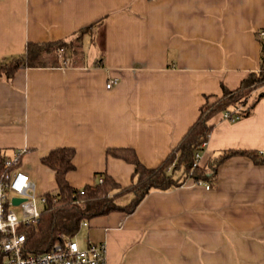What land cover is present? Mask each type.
Segmentation results:
<instances>
[{
    "label": "crops",
    "instance_id": "crops-1",
    "mask_svg": "<svg viewBox=\"0 0 264 264\" xmlns=\"http://www.w3.org/2000/svg\"><path fill=\"white\" fill-rule=\"evenodd\" d=\"M90 24L82 64L0 77V159L20 152L17 169L38 195L55 187L40 158L57 146L75 149L66 178L76 188L102 171L131 182L133 166L108 147H131L148 167L162 161L205 100L258 70L264 0H0V59ZM211 121L200 165L226 149L264 152V97L235 121ZM82 226L81 247L104 243L105 264H264V165L231 156L211 183L153 189L131 213Z\"/></svg>",
    "mask_w": 264,
    "mask_h": 264
},
{
    "label": "trees",
    "instance_id": "trees-1",
    "mask_svg": "<svg viewBox=\"0 0 264 264\" xmlns=\"http://www.w3.org/2000/svg\"><path fill=\"white\" fill-rule=\"evenodd\" d=\"M92 24L78 29L73 36L41 42L28 41L24 52L0 59V77L10 79L19 68L79 65L83 62V37ZM261 44L260 66L249 71L240 84L233 89L221 86L220 96L205 100L200 106L195 120L181 136L177 145L156 166L148 167L140 162L131 147H108L106 153L133 166L131 182L121 185L106 171L96 172L92 183L80 188L73 187L66 173L74 169L75 149L71 146H57L40 158V162L54 172L55 187L43 193L45 203L34 224H20L18 232L25 235L23 255L48 251L65 238H73L82 222L112 211L131 213L139 202L153 189L167 190L184 182L198 181L211 183L217 166L225 159L243 155L255 164L264 165V152L253 149H226L203 165H194L195 152H201L212 130V118L221 116L224 110L246 116L256 99L264 97V41ZM258 90V91H257ZM256 92V93H255ZM252 98V100H250ZM207 99V98H206ZM250 100V101H249ZM5 158L0 159V181L6 172L19 167L18 161L5 166ZM170 167L168 170L167 168ZM101 179V181H99ZM131 193L127 204H119L116 199ZM0 264L4 257L0 250Z\"/></svg>",
    "mask_w": 264,
    "mask_h": 264
},
{
    "label": "built area",
    "instance_id": "built-area-1",
    "mask_svg": "<svg viewBox=\"0 0 264 264\" xmlns=\"http://www.w3.org/2000/svg\"><path fill=\"white\" fill-rule=\"evenodd\" d=\"M256 34L259 40L264 41V28L257 30ZM114 82L113 79L109 80L106 86L110 87ZM222 118L235 121L239 116L237 113L231 114L228 110H224ZM20 154L17 152L12 158H5V166L16 163ZM199 157L200 152H195L194 165L198 163ZM167 169L169 170L170 167ZM208 187L206 185V188ZM12 197H20L23 200L13 205ZM44 203V195L35 193L33 182L25 172L16 169L3 175L0 181V250L4 257V264H105L104 243L88 242L81 247L73 238H65L55 243L48 251L24 256L25 235L18 232L17 227L20 224L36 223ZM13 206H20L21 216L14 212ZM85 224L86 222H82V225Z\"/></svg>",
    "mask_w": 264,
    "mask_h": 264
},
{
    "label": "rangeland",
    "instance_id": "rangeland-1",
    "mask_svg": "<svg viewBox=\"0 0 264 264\" xmlns=\"http://www.w3.org/2000/svg\"><path fill=\"white\" fill-rule=\"evenodd\" d=\"M258 91V90H257ZM14 210V212L18 215L21 216V208L20 206H13L12 208ZM87 230V228L85 226H82L79 231L76 233V235L73 237L74 240H76L79 245L81 246L83 244L84 238H85V231Z\"/></svg>",
    "mask_w": 264,
    "mask_h": 264
},
{
    "label": "water",
    "instance_id": "water-1",
    "mask_svg": "<svg viewBox=\"0 0 264 264\" xmlns=\"http://www.w3.org/2000/svg\"><path fill=\"white\" fill-rule=\"evenodd\" d=\"M22 200H23V198H20V197H12V198H11V203H12L13 205H17V204H19Z\"/></svg>",
    "mask_w": 264,
    "mask_h": 264
}]
</instances>
